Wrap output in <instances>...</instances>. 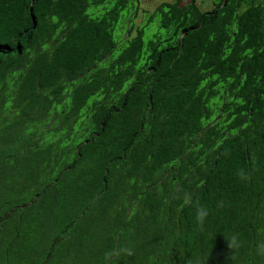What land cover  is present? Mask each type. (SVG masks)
I'll return each mask as SVG.
<instances>
[{
	"label": "trees",
	"instance_id": "trees-1",
	"mask_svg": "<svg viewBox=\"0 0 264 264\" xmlns=\"http://www.w3.org/2000/svg\"><path fill=\"white\" fill-rule=\"evenodd\" d=\"M141 2L0 0V264H264V0Z\"/></svg>",
	"mask_w": 264,
	"mask_h": 264
},
{
	"label": "clouds",
	"instance_id": "clouds-1",
	"mask_svg": "<svg viewBox=\"0 0 264 264\" xmlns=\"http://www.w3.org/2000/svg\"><path fill=\"white\" fill-rule=\"evenodd\" d=\"M237 178L241 180H247V175L243 169H240L236 173ZM183 202L184 204H190L192 202V195L191 193H184L183 196ZM209 216V209L204 206L198 204L196 207V215L195 219L198 225H203L206 218ZM227 247L231 250L232 253L235 251H238L244 246V241L239 238V234H231L227 240ZM256 255L264 258V240H260L255 245ZM123 252L126 253L128 256H132L134 254L133 249L131 248H125L123 249ZM206 261H198V264H205Z\"/></svg>",
	"mask_w": 264,
	"mask_h": 264
},
{
	"label": "rangeland",
	"instance_id": "rangeland-1",
	"mask_svg": "<svg viewBox=\"0 0 264 264\" xmlns=\"http://www.w3.org/2000/svg\"><path fill=\"white\" fill-rule=\"evenodd\" d=\"M152 6H153V3H149V2H141L140 3V8L142 10H145V11H149L150 9H152ZM145 22V18L143 17V14L142 13H139V15L137 16V18L135 19V25H142L144 24ZM154 30H156V26H151V27H148L146 30H145V35L143 37L144 41L147 40V38H149L151 36V34L154 32ZM122 32H119V34H121ZM118 38V35L116 34L115 36V39ZM120 48L118 47L116 49V51L114 52V54H116L117 52H119Z\"/></svg>",
	"mask_w": 264,
	"mask_h": 264
},
{
	"label": "crops",
	"instance_id": "crops-1",
	"mask_svg": "<svg viewBox=\"0 0 264 264\" xmlns=\"http://www.w3.org/2000/svg\"><path fill=\"white\" fill-rule=\"evenodd\" d=\"M144 2L153 3V5L158 4L159 2L163 1H170V0H143ZM217 0H196L197 4L199 5L202 11H208L213 7L214 2Z\"/></svg>",
	"mask_w": 264,
	"mask_h": 264
}]
</instances>
